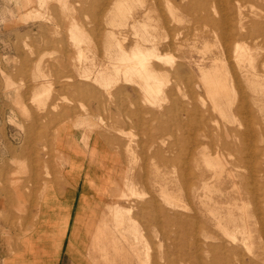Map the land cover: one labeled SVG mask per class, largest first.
Here are the masks:
<instances>
[{"label": "rangeland", "instance_id": "374dc122", "mask_svg": "<svg viewBox=\"0 0 264 264\" xmlns=\"http://www.w3.org/2000/svg\"><path fill=\"white\" fill-rule=\"evenodd\" d=\"M191 1L207 5L190 11ZM169 2L175 14L167 0H0V264L41 221L68 216L42 210L53 200L67 205L74 165L102 183L84 264H264V96L243 81L233 53L222 52L226 37L200 16L208 7L224 33L236 25L264 82V0ZM135 32L170 40L161 45L156 103L135 80L107 87L95 79L120 53L114 37L131 48ZM215 58L228 74L222 112L202 80ZM201 152L221 159L222 170ZM217 214L236 218L238 242L223 236ZM245 215L253 231L246 244Z\"/></svg>", "mask_w": 264, "mask_h": 264}, {"label": "bare ground", "instance_id": "6f19581e", "mask_svg": "<svg viewBox=\"0 0 264 264\" xmlns=\"http://www.w3.org/2000/svg\"><path fill=\"white\" fill-rule=\"evenodd\" d=\"M28 2L31 0H27ZM44 0H40L41 4L43 3ZM170 0H167V3L169 5V7L171 8V13L175 14V12L173 10H175L174 6L171 4L172 2H169ZM173 1V0H172ZM181 1V0H180ZM221 1V0H219ZM230 1V3H236V5L239 3V0H228ZM125 2V1H124ZM124 2H119L117 4L118 9L124 6ZM158 2V1H157ZM208 2V0H207ZM213 2V0H212ZM77 3V2H76ZM206 3V1H205ZM243 3V1H242ZM196 5H200V7H202L203 9L206 7V5L203 2H198V3H191L187 6L188 9L191 11H193V9L196 7ZM184 6V5H183ZM185 6V8H187ZM237 7V6H236ZM254 7V6H253ZM208 8V7H207ZM207 8L205 9L206 12L204 14H201V18H204L205 20L207 19L209 22L214 23V32L218 35V32L220 31L224 37H226L225 39L227 40L225 46H224V50L226 52H232L234 55L233 57L236 60V64L237 67L239 69L240 72V76L242 77L243 81L249 82L251 85H253L255 87V91L257 93H259L260 95L264 96V82L260 81L257 77H260L261 74H259V72L256 69V66H254V57L255 55H253V48L251 49V47H249L248 45L246 46L244 42H242V44L237 40V34H241L239 31V29H235L236 25L232 28H230V30H228V32L224 33L222 28H223V18L219 16V19H214V17L212 16L215 15L213 13H211L209 11V9L207 10ZM242 8V7H241ZM117 9V10H118ZM127 9L124 8V10ZM212 9V8H211ZM218 9V8H217ZM216 9V10H217ZM258 9V8H257ZM184 10V9H183ZM238 10V9H237ZM236 10V11H237ZM120 11V10H119ZM187 11V9H186ZM212 11V10H211ZM215 11V10H214ZM219 10H217L218 12ZM235 11V12H236ZM259 11V10H258ZM128 12L130 13V11L128 10ZM179 12V11H178ZM188 12V11H187ZM234 12V13H235ZM241 12V11H240ZM112 13V12H111ZM125 13V12H124ZM220 13V12H219ZM61 14V13H60ZM119 14V13H118ZM189 14V13H188ZM238 14V13H237ZM127 15V13H126ZM196 14H194L195 17ZM218 15V14H217ZM130 16V14H129ZM198 16V15H197ZM234 16V15H233ZM232 18V16H231ZM235 19H237L236 17H234ZM233 18V19H234ZM244 18V17H243ZM126 19V18H125ZM242 19V17H241ZM116 20V19H115ZM232 21V20H231ZM245 21V20H243ZM123 22V21H122ZM246 22V21H245ZM243 23V22H242ZM127 24V23H125ZM122 24V25H125ZM239 27H241V30H244V28L246 27L245 25L242 24V26L240 25L239 22ZM243 28V29H242ZM138 30V29H136ZM135 30V31H136ZM251 31H254V27L251 26L250 29L248 28V31L246 33V36H249L251 38L252 35L249 33ZM139 32V31H138ZM138 32H135L136 34V38L132 44L131 48H127V44L125 41V38H121V37H114L115 42L117 43V47H119V54L116 55L115 59L113 60H109L108 63L106 64H102L101 69L99 70L98 74L96 75L95 79L96 80H101L102 82H104V85L106 84L107 87L112 86V84L114 82L119 81L120 79L122 80H135L137 82V84L140 86V88L142 89L143 93H144V99L145 100H149L152 103H156L158 101V97L159 95L163 92V78H162V74H160L157 70L158 67H160L159 62L163 61V56L165 52H163L161 50V45L164 46L163 43H167L166 46L170 45V40L169 42H167L166 40H168V37H164L163 39H159L156 38L155 35H151V34H139ZM112 33V32H111ZM118 33V32H117ZM82 35V34H81ZM113 35V33H112ZM111 35V36H112ZM73 39L79 41L80 38L78 36H76L75 34L72 35ZM248 38V37H247ZM113 39V37H112ZM241 39V38H240ZM244 43V45H243ZM77 44V43H76ZM174 47V46H173ZM252 50V51H251ZM80 51V50H79ZM80 54L81 57V53ZM225 54V53H224ZM223 54V59L226 58V56L224 57ZM166 55V54H165ZM231 55V54H230ZM231 55V56H232ZM218 56V55H217ZM85 57V56H84ZM166 58V56L164 57ZM168 58V56H167ZM220 59V58H219ZM228 59V58H227ZM226 59V60H227ZM87 60V59H86ZM166 60V59H165ZM171 60V59H169ZM199 60V59H198ZM212 60V59H211ZM168 61V60H167ZM204 61V60H203ZM223 61V60H222ZM225 61V60H224ZM170 62V61H169ZM197 62V61H196ZM199 62V61H198ZM234 62V61H233ZM167 63V62H166ZM170 63H173V60H171ZM196 64V63H195ZM199 64V63H197ZM202 65V63H200ZM173 65V64H172ZM80 66V65H79ZM178 67V66H177ZM206 67V66H205ZM207 68V67H206ZM82 78V77H81ZM88 78V77H87ZM240 79V78H239ZM202 80L205 82L206 86H207V92L208 95L211 96V101H213L214 107L216 108V110H219V112L223 111V108L219 105V97L224 94H228V88H227V83H228V74L225 71V69H223L222 65L219 64L217 58L214 59V63L212 68L210 69H202ZM238 80V78H237ZM239 81V80H238ZM126 82V81H125ZM129 83V81L127 82ZM193 88V87H192ZM141 91V90H140ZM190 91V90H189ZM38 96V95H37ZM229 96V94H228ZM244 96V95H243ZM98 97V96H97ZM221 99V98H220ZM225 100V99H224ZM210 101V100H209ZM229 103V101H227ZM212 103V102H210ZM226 103V102H225ZM224 104V103H223ZM223 104H221L223 106ZM246 105V104H245ZM212 106V105H211ZM229 106V105H228ZM226 108V107H225ZM228 108V107H227ZM241 108V107H238ZM169 110V109H168ZM243 110V109H242ZM237 111V110H236ZM238 112H240V110H238ZM225 113V111H224ZM242 114V113H241ZM224 117V116H223ZM234 119V118H233ZM104 121V120H103ZM216 123V121H215ZM226 129V128H225ZM244 132V131H243ZM241 132V133H243ZM229 132L227 131L225 136H229L228 134ZM240 133V134H241ZM263 133V132H262ZM245 134V133H243ZM242 134V135H243ZM108 135V134H107ZM231 135V134H230ZM240 136V135H239ZM230 138V137H229ZM228 139V138H226ZM226 144V143H225ZM230 144V143H229ZM228 145V144H227ZM229 147V145H228ZM231 148V147H230ZM232 149V148H231ZM203 152V151H202ZM201 152V153H202ZM216 153V152H215ZM203 154V153H202ZM204 155V156H203ZM202 155L205 164L207 166H210V168H213L214 170H216V173L222 170V165L224 164L223 162H221V159H217V158H208V156H205V152ZM259 155V154H258ZM222 157V156H221ZM194 160V159H193ZM226 164V163H225ZM232 174V173H231ZM202 178V177H201ZM198 183V182H197ZM195 185V184H194ZM203 185V183H202ZM197 187V184L196 186ZM204 188L205 187V183L204 186H201ZM194 188V187H193ZM162 189V187H161ZM134 191V190H133ZM193 191V190H192ZM162 195H164L165 200L171 204H176L175 202V198L173 196H167L164 192V190L162 189ZM168 194V193H167ZM172 194V193H170ZM180 203V202H179ZM177 205V204H176ZM230 206V205H229ZM233 206V205H232ZM131 207V206H130ZM235 207V206H234ZM233 207V209H234ZM130 209V208H129ZM132 209V208H131ZM130 209V211H131ZM114 210V208H113ZM119 210V207H118ZM128 210V209H127ZM232 210V209H230ZM121 211V210H120ZM116 212V211H115ZM211 212V211H210ZM230 212V211H229ZM232 213H234L233 211H231ZM230 212V214H231ZM120 213V212H118ZM130 213V212H128ZM213 213V212H211ZM247 214V212H244ZM214 214V213H213ZM212 214V215H213ZM216 214V213H215ZM228 214V213H227ZM226 214V215H227ZM229 214V218L227 220H223L224 216H220L218 215L217 217H214L215 222L217 221V225L219 226L223 236L228 239L231 242H238V237L236 234V227L238 226V224L235 223L236 218L234 216H231ZM117 215V214H116ZM215 216V215H213ZM212 216V217H213ZM123 214L121 215V217H118L116 219V224L117 225H123L125 223V220L123 218ZM245 218H243V216L241 218L242 221V226L243 229L241 230V242H244V244L248 243L251 239H252V234L253 231L250 228V224L248 223V218H246L247 216H244ZM131 219V218H130ZM165 219V218H164ZM132 220V219H131ZM232 224V225H231ZM230 226H233V229H231ZM116 229V228H115ZM132 232L135 234V232L132 230ZM121 233L123 237L127 236V232L126 229L123 230L121 228ZM239 233V232H238ZM185 234V233H184ZM120 235V234H119ZM240 235V234H239ZM135 237V236H134ZM207 237V236H206ZM136 240V239H135ZM127 246V245H126ZM222 246V245H221ZM133 252V251H132ZM136 257V256H135ZM138 259V258H137ZM110 264V263H107Z\"/></svg>", "mask_w": 264, "mask_h": 264}, {"label": "crops", "instance_id": "0c3cea01", "mask_svg": "<svg viewBox=\"0 0 264 264\" xmlns=\"http://www.w3.org/2000/svg\"><path fill=\"white\" fill-rule=\"evenodd\" d=\"M75 168L76 165L72 168L73 185L67 193V205L58 199L42 210L68 211V216L65 212L63 218L53 222L41 221L1 264H84L91 219L101 208L102 183L85 165L78 167L80 171ZM47 193L49 198L55 191L50 188Z\"/></svg>", "mask_w": 264, "mask_h": 264}]
</instances>
